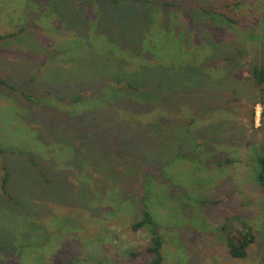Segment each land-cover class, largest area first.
Returning <instances> with one entry per match:
<instances>
[{
	"label": "rangeland",
	"instance_id": "rangeland-1",
	"mask_svg": "<svg viewBox=\"0 0 264 264\" xmlns=\"http://www.w3.org/2000/svg\"><path fill=\"white\" fill-rule=\"evenodd\" d=\"M168 1L0 0V264H264V0Z\"/></svg>",
	"mask_w": 264,
	"mask_h": 264
},
{
	"label": "trees",
	"instance_id": "trees-1",
	"mask_svg": "<svg viewBox=\"0 0 264 264\" xmlns=\"http://www.w3.org/2000/svg\"><path fill=\"white\" fill-rule=\"evenodd\" d=\"M119 1H121V0H111V2L114 5H117L119 3ZM146 1H148V0H146ZM167 3H168V5H172V6L176 5L175 0H170ZM164 8H167V5ZM202 9H204V13L208 12L207 8L202 7ZM221 15L223 17H226L227 19H229L231 21H235L234 19H231V17H229L226 13H222ZM216 17L217 16H215V15H210L209 18H211V20H213V19L216 20ZM207 21H209V20H207ZM209 23L210 22H208L207 24H209ZM15 33L0 34V40L5 39L6 37H11ZM238 49L240 50L241 48H238ZM252 76L254 79L255 86L258 88V90L260 92L259 94L263 98V100H261L260 102H262L264 104V64L254 65L253 69H252ZM116 83H122V82L118 81ZM125 85H126V88L128 89V91H132V87H137V91H138V89H140V87H141V91H142V89H146V86H140V87L135 86L136 83L130 79L126 81ZM1 86H5V87H7L13 91H19L21 94L27 96L28 99L32 100L30 94H27L25 91L21 90L16 83H12V82L8 81L5 77L0 75V87ZM91 92L92 91L89 89L88 90L82 89L81 93L79 95H77L74 98V100L80 101L82 99V97L84 96V94H90ZM137 94L139 95V93H137ZM172 94L173 93H170V95H172ZM146 97H148V96H146ZM107 141H108L107 146H109V148L111 150L116 149V147H114L113 144H110L111 140L109 141V139H108ZM150 161L151 160L146 162V166L151 167L150 165L153 164V162L152 161L150 162ZM33 162L35 163V161H33ZM256 163H257L256 182H257L258 186L261 188L262 192L264 193V145L261 146L260 150L257 153V162ZM1 167H2L3 173L5 172L3 174V178H2V182H1V188H2L3 193L5 195H7L8 197H10V192L8 191V188H7L8 171H7L6 166L4 164ZM144 169L147 170L145 167H144ZM146 176L147 175H144L143 180L141 181V184L144 183V179ZM142 215H143L142 219L136 221L133 224V227L135 229L146 227L147 229H149V231L151 233L150 244L146 248V252H148L150 254V257H149V260L145 264H164V262H163L164 258H163V254H162L163 239H162V236L159 232L158 223L155 221L154 217L152 216V214H151L149 208H147V206L142 209ZM254 240H255V236L250 229H248L247 232L241 236V238L238 242H236L233 239H231L230 237H228L227 238V248H228L229 254L233 257L245 258L247 256L249 246ZM137 254L138 253H133V255H137Z\"/></svg>",
	"mask_w": 264,
	"mask_h": 264
}]
</instances>
